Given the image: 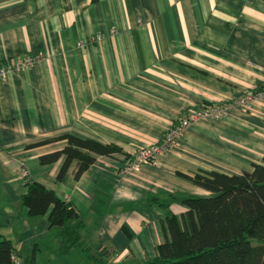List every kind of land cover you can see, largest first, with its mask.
I'll use <instances>...</instances> for the list:
<instances>
[{"label":"crops","instance_id":"1","mask_svg":"<svg viewBox=\"0 0 264 264\" xmlns=\"http://www.w3.org/2000/svg\"><path fill=\"white\" fill-rule=\"evenodd\" d=\"M81 42L82 45L77 43ZM0 237L36 264H89L56 253L48 214L21 202L25 176L72 204L109 260L140 264L165 239L167 194L209 196L186 176L264 165V100L188 127L154 163L126 168L186 112L255 92L264 81V0H0ZM64 134L113 144L75 178L41 162ZM49 141V142H45ZM177 216L186 207L169 203ZM36 247V249H35Z\"/></svg>","mask_w":264,"mask_h":264},{"label":"trees","instance_id":"2","mask_svg":"<svg viewBox=\"0 0 264 264\" xmlns=\"http://www.w3.org/2000/svg\"><path fill=\"white\" fill-rule=\"evenodd\" d=\"M59 139L66 140L64 148L40 158L44 163L65 156L58 179L72 161L76 162L74 176L79 178L97 155L121 152L116 145L71 134ZM183 176L211 194L182 197L167 194L166 199H155L165 210V239L157 246V255L140 264H264V165L254 164L251 170L239 174L200 171ZM23 187L26 191L20 200L28 208V214H48L49 227L56 231L58 255L76 252L89 264H121L109 260L108 250L95 247L85 238V223L71 203L26 176ZM173 200H180L186 207L180 216L169 209ZM16 259L19 264H36L34 254L22 258L10 240L0 237V264H15Z\"/></svg>","mask_w":264,"mask_h":264},{"label":"built area","instance_id":"3","mask_svg":"<svg viewBox=\"0 0 264 264\" xmlns=\"http://www.w3.org/2000/svg\"><path fill=\"white\" fill-rule=\"evenodd\" d=\"M79 46L82 45L81 42L77 43ZM38 59V56H26L23 59L17 61L15 64H4L0 65V77L2 79L6 78L7 74L13 70H16L20 67H25L31 65ZM264 100V81L261 86L253 93H244L239 98L223 101L219 103H204L200 106H194L189 109L185 116L181 117L178 120V123L170 127L161 142L146 145L140 148L135 155L131 158L128 165L123 169L129 167H137L146 163H154L157 161L158 157L171 149L177 139H179L184 131L202 120L207 119H221L224 117L230 109L239 107L244 110L249 109L254 101ZM15 264H19V261L16 259Z\"/></svg>","mask_w":264,"mask_h":264}]
</instances>
